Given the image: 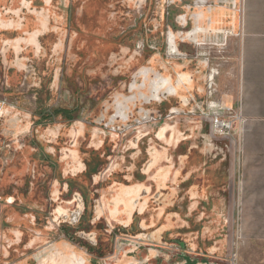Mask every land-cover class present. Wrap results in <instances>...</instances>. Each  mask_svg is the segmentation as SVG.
<instances>
[{"label":"rangeland","instance_id":"374dc122","mask_svg":"<svg viewBox=\"0 0 264 264\" xmlns=\"http://www.w3.org/2000/svg\"><path fill=\"white\" fill-rule=\"evenodd\" d=\"M206 1L0 0V264H69L52 243L67 238L85 252L81 243L137 233L155 207L124 229L122 221L112 223L99 212L102 192L111 190L107 206L115 208L110 201L122 185L145 181L151 152L175 146V131L178 140L200 131L184 122L175 130V115L194 120L216 101L240 109L232 100L234 52L222 46L219 27L220 6L240 10V0L236 7L232 0ZM173 88L175 94L191 91L175 95ZM166 119L173 120L161 130V124L153 126L149 137L133 130L113 141L100 129ZM246 130L234 135L237 156ZM190 149L183 141L177 153H188L192 165L204 164L195 161L199 150ZM198 173L202 187L211 176L218 183L219 173ZM187 175L186 167L182 177ZM81 209L82 219L72 224ZM220 211L224 227L212 235L198 238L193 218L195 234L165 239L180 235L185 248L216 252L234 264H264V224L258 226L256 210L238 202ZM81 256L72 253L73 264L83 263Z\"/></svg>","mask_w":264,"mask_h":264},{"label":"crops","instance_id":"0c3cea01","mask_svg":"<svg viewBox=\"0 0 264 264\" xmlns=\"http://www.w3.org/2000/svg\"><path fill=\"white\" fill-rule=\"evenodd\" d=\"M220 7L219 27L220 32L225 33L224 36H220L224 41L222 46L230 54L234 52L236 61V82L232 100L241 107L247 119L245 126L247 130L242 145L243 154L237 156L236 152L234 156L233 209L240 202L243 203L244 208L256 210L255 218H257V224L260 227L264 224V0H240V10L233 9L228 4ZM209 15L211 18L212 14L209 13ZM163 77L168 78L173 84L172 77ZM190 91L191 88H188L180 90L176 94L174 91L172 94L185 95ZM230 99L228 100L231 101ZM190 136L188 134V137ZM192 150L193 148L189 152ZM174 152V145L157 149V153H155L157 158L152 156L145 165L143 172L145 181L136 183L134 186H121L115 192L113 202L110 201V204L116 203L115 208H111V205L107 206V200H109L107 195L111 193V190L103 191L99 200L100 211L108 215V210L111 208L113 213L109 217L122 219L124 212H118L121 211L118 207L122 208L121 205L124 201H127L129 207L133 208L135 204L132 205V203H135L136 200L131 201V198L137 195L141 197L139 203L146 205L158 197V193L153 190L154 185L160 186L172 182L176 184L183 180H188V184H193L200 175L198 173L200 170L207 172L209 169L214 174L219 173L218 187L215 181H212V176L209 182L205 183V187H191L187 192L189 198L194 200L191 209L199 208L201 204L204 205L205 199L206 204L211 201V209L224 211L228 206V200L227 187L224 184L222 173L223 164L219 161L208 164L206 163L209 161L207 156H197L195 161H202L204 164L200 165L194 161L195 164L192 165L188 153L175 154ZM166 161H170V163ZM186 167L188 169L187 178L182 177ZM176 195H180L178 188H175V192L162 196L160 201L169 204L175 200ZM216 195H218L217 198ZM199 197L201 198L199 199ZM125 212L129 214L131 209H127ZM129 217L127 216V218ZM259 229L261 231L262 227ZM51 245L50 247L54 245L55 248L63 252H70L69 246L73 247L71 244L59 241H55Z\"/></svg>","mask_w":264,"mask_h":264},{"label":"flooded vegetation","instance_id":"af4514ba","mask_svg":"<svg viewBox=\"0 0 264 264\" xmlns=\"http://www.w3.org/2000/svg\"><path fill=\"white\" fill-rule=\"evenodd\" d=\"M185 76H181L184 81L186 80L187 82V80L191 79H186ZM148 123L151 122L141 123L138 124V126ZM133 128H135V126L129 127L128 130L125 129L120 131L113 130L106 126H100V129L104 133L105 137L110 136L113 141H122L123 136H126L128 132L133 131ZM149 156H155V153L151 152ZM84 170L89 172L91 168L88 165V167L84 168ZM185 181L186 180H183L181 183L176 184H162L160 186L154 185L153 190L155 193H158V197L156 200L151 201L146 205L141 202L136 203L135 201V203H133L135 206L132 208L129 207L127 201H124L121 205L122 208L118 207L121 212H124L123 218H118L119 221H122V224H119L122 225V228L124 229L130 227L134 223V217L136 215L145 214L151 206L155 207L153 218L149 222L148 220L143 221L137 233L130 235L124 232V235L121 236H115V234L112 233L110 239L106 243H103L100 240L94 245L90 243H81V246L86 249L85 252L77 249V247L73 244V240L61 238L58 240L59 242L71 244L73 247L69 246L71 248L70 252L59 251L68 257L69 264H73L76 260L70 257L72 253L86 256H81L79 260L83 261V263L80 262L78 264H234L233 259L220 256V254L216 252L185 248L184 243L179 240L180 235L176 237L177 240H175V237L165 239L167 236L174 234L175 232L179 234H195L196 229H194V231L191 229L193 218H198L199 221V223L193 225L194 228L199 230L197 234H195L198 235V238H206L209 235H212L213 231L217 227L219 230L222 229L221 227L223 226V223L220 217V211L219 209L213 210L210 208L211 201L206 204L204 199V205L201 204V207L191 209V205L194 200L189 198L187 192L191 187L198 186L202 188L201 180L198 179L195 180L193 184L186 185L184 183ZM122 186L129 187L134 185ZM175 188H178L180 192V195L175 196V200L171 201L169 204H164L160 201L162 196L175 192ZM215 197L217 198L218 195ZM200 198L201 197H199V199ZM209 198L211 199V195ZM86 202L88 201L85 199V203ZM123 206L125 207L124 210ZM138 208L141 211H139ZM127 209H131L129 214L125 212ZM83 211L84 210L81 209L73 215V219L71 221L72 224L80 222L84 213ZM207 215L209 216L207 221H205ZM217 215L219 218L215 221V216ZM127 216L130 217L127 218ZM184 216H186V218ZM97 217L101 220L104 216L101 215ZM212 218L215 219L213 220ZM109 219L113 223V221L117 218L113 219L109 217ZM172 238H174V240L170 241Z\"/></svg>","mask_w":264,"mask_h":264},{"label":"water","instance_id":"95a60500","mask_svg":"<svg viewBox=\"0 0 264 264\" xmlns=\"http://www.w3.org/2000/svg\"><path fill=\"white\" fill-rule=\"evenodd\" d=\"M202 2L206 3V0H202ZM232 6H239L236 0H232ZM222 36L225 35L224 32H220ZM183 117V118H182ZM187 118L185 122L184 119ZM191 117H185L180 115H175V130L179 127L180 122H184L185 124H196L199 132L194 133L193 136L189 138H182V140H178L177 134L175 131V154H178V147L180 143L183 141H187L191 144V148L198 149L200 152V156H207L208 162H221L224 166L222 169L226 189V196L228 200V206L225 209H233V198H234V190H235V178H234V156L236 153V142L233 136H217L213 131V117L202 115L194 118V120L190 119ZM193 118V117H192ZM174 119V118H173ZM173 119H166L162 122H151L136 128H133L134 133L136 135L144 134V137H149L152 135L153 126H157L159 124V130L166 128L168 122ZM207 129V131H206ZM185 139V140H183ZM202 140V145L198 144V140ZM210 154V156H209ZM213 164V163H212ZM52 246V245H50ZM54 247V245H53Z\"/></svg>","mask_w":264,"mask_h":264},{"label":"built area","instance_id":"2783aa9c","mask_svg":"<svg viewBox=\"0 0 264 264\" xmlns=\"http://www.w3.org/2000/svg\"><path fill=\"white\" fill-rule=\"evenodd\" d=\"M204 115L213 117V131L217 136L231 135L234 137V135H237V133L239 134V132H243V128L245 127L247 121L241 110V107L236 111L234 106L225 105L217 101L209 106V109L205 111ZM124 118L126 120L128 119V116L126 117V114H124ZM138 121L141 122L140 120ZM151 121L146 120V122ZM110 125L111 124L108 123L105 126L113 130H117L114 125Z\"/></svg>","mask_w":264,"mask_h":264},{"label":"trees","instance_id":"16d2710c","mask_svg":"<svg viewBox=\"0 0 264 264\" xmlns=\"http://www.w3.org/2000/svg\"><path fill=\"white\" fill-rule=\"evenodd\" d=\"M63 113L64 115L68 116V117H71V112L67 109H57L56 110V113Z\"/></svg>","mask_w":264,"mask_h":264},{"label":"bare ground","instance_id":"6f19581e","mask_svg":"<svg viewBox=\"0 0 264 264\" xmlns=\"http://www.w3.org/2000/svg\"><path fill=\"white\" fill-rule=\"evenodd\" d=\"M183 76H185V75H183ZM185 78L187 79V76H185ZM179 79H182V77L180 76V78ZM189 80H187V82H188ZM164 83V82H163ZM165 84V83H164ZM175 91V88H173V89H170V93L172 94L173 92Z\"/></svg>","mask_w":264,"mask_h":264}]
</instances>
